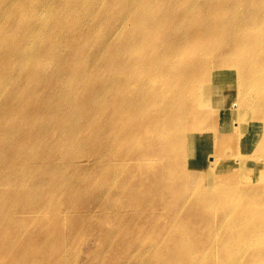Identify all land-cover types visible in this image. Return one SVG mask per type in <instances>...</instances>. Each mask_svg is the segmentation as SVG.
I'll list each match as a JSON object with an SVG mask.
<instances>
[{
    "label": "bare ground",
    "instance_id": "obj_1",
    "mask_svg": "<svg viewBox=\"0 0 264 264\" xmlns=\"http://www.w3.org/2000/svg\"><path fill=\"white\" fill-rule=\"evenodd\" d=\"M11 1L36 7L26 25L5 23L0 32L13 35L0 44V195L8 192L6 206L15 209L0 228L13 226L8 238L23 259L264 264V0H197L195 9L187 0H0V18L19 16ZM30 34L40 45L45 39V75L27 65L37 50ZM104 34L113 37L107 50L105 40L88 44ZM73 50L84 59L76 73ZM62 70L75 83L48 80ZM32 80L39 90L24 86ZM157 84L155 92L139 89ZM68 88L88 112L58 102L57 90ZM126 172L135 185L117 184ZM133 186L139 202L131 213L133 197L107 205ZM80 188L96 198L55 201L54 218H75L67 231H41L53 197L34 201L40 189L58 197ZM198 203L205 215L192 209ZM171 211L162 224L155 219ZM183 220L182 232L165 231ZM155 232L160 238L145 247Z\"/></svg>",
    "mask_w": 264,
    "mask_h": 264
},
{
    "label": "rangeland",
    "instance_id": "obj_2",
    "mask_svg": "<svg viewBox=\"0 0 264 264\" xmlns=\"http://www.w3.org/2000/svg\"><path fill=\"white\" fill-rule=\"evenodd\" d=\"M186 4L188 7L195 9L197 7V5L199 4L197 0H187ZM10 8H14L16 9V11L19 12V16H9L7 19H2L0 18V32L2 33L3 31L6 30V28L4 27L5 23L7 24H13L16 26H21V25H26L27 22H29L32 18V16L34 15V10L36 9V7H32L30 5V3L27 2H16V1H11L9 4ZM129 10V8L127 9V11ZM142 14H144V12L142 11ZM188 22H191V19L187 18ZM13 38L12 34L7 35V33L3 34L0 37V44H6L10 39ZM112 34L108 35V34H104L102 36V38L98 41V40H92L90 41L88 44L89 45H98L99 42L105 43L106 47L105 49L107 50V46L109 44V41L112 40ZM41 45L39 43V38L36 37L34 38L33 35H28V40L31 41L32 43V51L34 49V47H36V51L33 53V56L31 57L30 61L27 62V65L29 67V70L31 72H33L35 75H45L47 74V70L50 68L52 62L50 60L47 59V55L46 54H41V50L43 47V43L42 41L45 40L44 38H41ZM100 43V44H102ZM99 44V45H100ZM115 50V46L114 44L111 45L108 49L109 53H112ZM73 55L75 58V62H74V69L72 70L73 72L76 73L79 72L78 68L79 66H81L83 64V58L81 57V55L79 54L78 51L73 50ZM65 64L67 61H63ZM56 65H60L63 66L62 61H56L55 62ZM48 80H53L56 81L59 85H72L73 83H75V80L73 78L70 77V75H68L64 70H62V72H56V73H52L48 76ZM40 84L38 82H36L35 80L32 81H25L24 86H28L30 88H34V89H40L41 86H39ZM160 88V84L157 85H152V86H147V87H142L140 86L139 89L140 90H144V91H151V92H155L156 90H158ZM75 90L73 89H58L56 92V97L58 99V102L61 100H65L68 104V106H75L77 109L86 110V105L84 103V101H82V99L80 97H76L75 95ZM124 97L128 98L129 97V91H125L124 93ZM43 95H40L39 98H42ZM88 112V111H85ZM109 117L112 119L113 118V114L112 112L109 113ZM68 123L70 124V122L68 121ZM0 126H1V122H0ZM5 137V135H1L0 136V140H2ZM99 136H94L91 140V142L95 145H98L97 140H98ZM233 145H235V143L233 142ZM62 152L64 151L61 150ZM94 156L93 152H90L88 156H86L84 158L83 161L79 162L80 164H86V161L91 159ZM107 157L105 156L104 161L107 162ZM211 161V158L210 160ZM108 162H114L115 163V157L111 155L110 160ZM77 163V164H79ZM18 172L16 173H12V177L14 175H16ZM82 172L79 173V175H81ZM99 183H104L105 180L103 178H100L98 180ZM138 182V178L135 177L134 174H132V172H126V173H122L120 175V178L117 181L118 185H122V184H130V185H135ZM82 187V186H81ZM35 185H32V189H35ZM135 187H130L128 189H126L124 192L125 194L122 195L121 198L116 199L113 198L111 200L108 201L107 205L111 208V209H116L118 207H120L122 205L123 200L126 197H133L134 203L132 205V207H128L126 209V213H131V211H133V207L134 204H136L137 202H139L138 196L133 192V189ZM41 191L39 192L38 196L35 198L34 201H40L43 197H48L51 196L53 197V203L50 206L46 207V218L44 220V222L42 224H40L39 229L41 231L44 232H49L54 228H58V229H63L65 228L64 231H67V226L69 223L73 222L75 220V218H71L68 220H65L64 218L61 219H56L54 218L55 213L57 212V209L59 212H61V205L57 204L55 201L56 200H64L65 201V205L69 204V205H76V204H85L88 205L89 203H91L92 200H94L97 196V192H86L84 189L81 190V188L78 191H67L64 193H61L58 197L55 196L54 194H51L50 192L47 193L45 190L40 189ZM99 192H102V189H98ZM7 194L8 192L3 195H0V218H3L5 216H7L10 212L13 213L15 211V209H11L10 206H6L7 204ZM28 194V192H23V194L21 196H19L17 198V200H15V203H20L22 200H24L23 198L26 197V195ZM193 203V202H192ZM172 204H175L174 202H172ZM190 208H191V204H190ZM192 209L197 212L199 215H205L207 213V210L203 207H201L199 205V203L195 206L192 207ZM185 211H187V209H185ZM173 211L169 212L165 217L162 216V214L160 213H156L155 219L162 224V222H165L167 220V218L170 217L171 213ZM187 221L183 220V222L181 224H177L174 227H171L169 229H165L166 232H170L172 234L174 233H180L182 232L184 229L183 224H185ZM29 222L25 221L21 228H25L27 229L29 226ZM14 229L13 226L11 225H6L4 227H2V229L0 228V264H4L5 262H13L15 264H28L27 261L25 259H23V254L21 253V250H15L13 247L15 246V244H17V241L9 239V235L11 234V230ZM152 235H149L144 241H148L145 245V247H149L151 245H153L154 243H156V240L158 241V239L160 238V233H153V238L151 239ZM149 243V244H148ZM93 245L89 244L88 248H91ZM72 249L75 247V245H71ZM54 248L50 249V252H54ZM29 251L32 252L33 248H29ZM60 252L65 253V247L64 245L62 246V248L60 249ZM68 252H70V250L68 249ZM66 254V253H65ZM139 258V257H135ZM50 262L44 263L43 261H36L35 264H48ZM65 263V262H64ZM100 264V262H94L93 259H89V257L85 254H80V255H76L72 258V262L68 261L67 264Z\"/></svg>",
    "mask_w": 264,
    "mask_h": 264
}]
</instances>
